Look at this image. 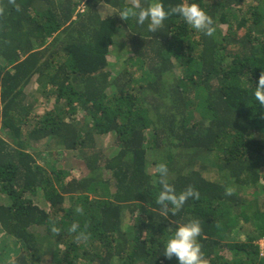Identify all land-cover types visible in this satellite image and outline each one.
<instances>
[{"label":"trees","instance_id":"obj_1","mask_svg":"<svg viewBox=\"0 0 264 264\" xmlns=\"http://www.w3.org/2000/svg\"><path fill=\"white\" fill-rule=\"evenodd\" d=\"M193 2L212 37L179 16L155 33L121 20L131 0H17L19 12L0 0V230L15 244L0 246V264H179L166 243L193 219L208 264H264V183L246 185L264 168V0ZM61 151L79 166L59 167ZM160 163L177 193H200L175 216L156 203ZM243 221L255 228L232 239Z\"/></svg>","mask_w":264,"mask_h":264},{"label":"clouds","instance_id":"obj_2","mask_svg":"<svg viewBox=\"0 0 264 264\" xmlns=\"http://www.w3.org/2000/svg\"><path fill=\"white\" fill-rule=\"evenodd\" d=\"M8 4L12 5L17 12L22 10L17 0H8ZM4 12L5 7L0 5V15H3ZM172 16L181 17L192 29L206 36L212 37L215 34L216 29L213 18L197 3H189V0H183L182 3L176 5H169L167 10L160 0H151L147 6H142L141 0H131L130 5L119 12L120 19L124 21H128L133 17L140 25H144L147 21L148 30L151 33L159 31L163 27L164 21ZM254 98L264 108V71H261L255 86ZM155 171L158 174V183L161 187L156 203L161 207L162 216L167 217L169 212L175 216L189 199H200L199 191L191 185L177 193L174 185L169 182V170L166 163L156 165ZM234 191V188L226 187L225 195L232 196ZM75 212L83 215V206L77 205ZM87 227L85 224L82 228L78 222H74L68 231L76 234L75 241L77 243H86L91 238ZM51 231L53 234L59 235L61 229L56 227L55 222H53ZM201 232V222L198 219L179 225L174 235L166 243L164 256L167 259L176 257L179 264H208L202 252V245L198 242Z\"/></svg>","mask_w":264,"mask_h":264},{"label":"rangeland","instance_id":"obj_3","mask_svg":"<svg viewBox=\"0 0 264 264\" xmlns=\"http://www.w3.org/2000/svg\"><path fill=\"white\" fill-rule=\"evenodd\" d=\"M112 60L115 61V65L113 66L112 68V71L114 73H118L120 70L123 69V67L125 66V63H124V60H125V57L124 58H120L119 57V52L118 53H114V55L112 56ZM31 88H32V85L27 89V92H30L31 91ZM44 102H48L46 100H44ZM48 104V103H47ZM46 104V105H47ZM100 142L104 145V146H108L106 147L107 149L109 148H113L111 147L112 145V139L110 138H101L100 139ZM64 154H62V151L60 152V157L58 156L59 158V163H58V166L59 167H63V168H71L72 166L76 165V166H79L77 165V160H76V157L73 156L72 153L68 154L66 151L63 152ZM108 153H111V151H109ZM38 161H39V157H38ZM214 170H216V168H214ZM214 173V172H213ZM260 173V176H262V178L264 177V168L259 172ZM211 176V171L209 172V174ZM104 176L106 178H110L111 174L109 172H104ZM213 176V175H212ZM220 176L219 175H215L213 176V178H219ZM260 179L259 180V183H253V182H247V187L250 188L251 190L252 189H256L258 187L261 188V186L263 185L264 183V178L263 179ZM3 195H0V197H2ZM1 201V199H0ZM2 201H4L2 199ZM6 201V200H5ZM4 201V202H5ZM128 217L126 216V219L124 221V229L128 232H130V226H129V223H132V218H130L129 214H127ZM240 225H242V227H240ZM236 230L238 231H233L232 234L230 235L232 239H235L236 237L241 239V240H246L247 239V235L250 231L253 230V228H255V224H247L245 223L244 221L240 224ZM240 227V229H239ZM0 246H4V243H5V248L8 249V247H13V240L7 236V234L5 232H3V230L1 231L0 230ZM256 244L259 245V248H260V252L262 253L261 256H264V237L259 239L258 241H255ZM14 247H15V244H14Z\"/></svg>","mask_w":264,"mask_h":264}]
</instances>
